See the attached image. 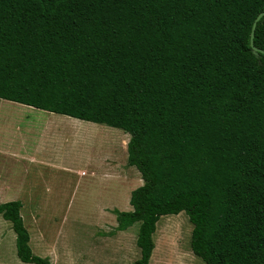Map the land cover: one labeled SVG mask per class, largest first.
Masks as SVG:
<instances>
[{"label": "trees", "instance_id": "1", "mask_svg": "<svg viewBox=\"0 0 264 264\" xmlns=\"http://www.w3.org/2000/svg\"><path fill=\"white\" fill-rule=\"evenodd\" d=\"M264 0H0V98L119 128L143 183L117 230L137 223L149 264L160 216L185 212L204 264H264ZM264 50V15L253 37ZM20 200L0 203L23 263L35 253Z\"/></svg>", "mask_w": 264, "mask_h": 264}, {"label": "rangeland", "instance_id": "2", "mask_svg": "<svg viewBox=\"0 0 264 264\" xmlns=\"http://www.w3.org/2000/svg\"><path fill=\"white\" fill-rule=\"evenodd\" d=\"M0 106L3 112L0 121L8 126L7 133L0 132L11 136L12 142L22 143L24 135L31 137L25 133V126L32 123L36 127V121L27 115L35 114V109L3 99ZM43 114L49 113L44 111ZM89 126L108 133H103L101 138L95 132L82 133L81 129ZM74 131V140L78 141L74 147L70 144L67 150L64 144H57L61 164H66L64 157L70 155L68 162L74 169L68 172L53 171L41 165L38 159L32 161L27 157L51 150L55 140L65 137V130L57 131L51 144H44L48 139L43 136L38 141L32 140L34 144H0L8 148L0 155V203L21 201L30 248L33 253L48 257L51 264H131L140 256L136 244L138 224L117 230L113 212L114 209L131 210L130 193L143 183L136 168L127 165L129 134L100 123L87 126L79 123ZM13 135L18 138H12ZM83 137L84 145L80 142ZM85 155L90 162L84 164ZM79 161L80 166L74 165ZM191 229L192 223L185 212L160 216L153 234L154 249L149 264H204L190 248ZM0 264H32L23 263L17 257L15 233L10 222L1 215Z\"/></svg>", "mask_w": 264, "mask_h": 264}, {"label": "crops", "instance_id": "3", "mask_svg": "<svg viewBox=\"0 0 264 264\" xmlns=\"http://www.w3.org/2000/svg\"><path fill=\"white\" fill-rule=\"evenodd\" d=\"M2 99V98H0ZM6 100V99H3ZM9 101V100H8ZM16 103V102H15ZM30 107V106H28ZM1 108V106H0ZM33 108V107H31ZM35 109V110H33ZM30 110H33L35 114H27L28 116H31L32 121L35 122L36 121V127L32 126V123H30V126L27 125L25 126V133H29V135H31V137H27L24 135V141L22 140L20 142H12L11 139H9L11 136H6L5 133H1L0 132V144H34V141H38V138L43 136L44 139H48L47 142H44V144H51L52 143V138L54 136H56V132L59 130H65V137L60 140H55L56 142H54L55 144V149L54 148V144L52 146L51 144V150H47V152H45L44 154H41L39 151L40 155H33V154H29L27 157L31 158L32 161H35V159L39 160V163H42L41 165L46 166L48 169H52L53 171L59 172V171H64V172H68L71 171L72 169H74L73 165L70 164V162H68V159L70 158L69 153L66 154V156L64 157V159L67 160L66 164H61L60 160H61V156L60 154L58 155L57 150L60 147L57 144H64V147L69 150L70 144L72 147H74L75 141V126L77 124H83L85 126L87 125H93V123H91L90 121L84 122L85 120H81V119H77L74 117H70L67 115H63V114H58V113H53L50 111H46V110H41V109H36L33 108ZM47 112L49 114L44 115L43 113ZM6 112V111H4ZM3 113L2 112V108L0 109V114ZM27 113V111H26ZM26 115L27 118H29ZM0 127H2L3 130L0 131H5L7 133V124L5 123V121H0ZM81 131H83L82 133L85 132H95L96 134L99 135V137L101 138V136L103 135V133H108V132H103L104 130L102 128H98L95 126H89L87 128L84 127V129L82 128ZM17 135H20L18 132H16ZM36 136V139H35ZM12 138H18V136H12ZM42 138V137H41ZM51 139V140H49ZM84 139L85 137H83V140H81L80 142L82 143V145H84ZM129 139V138H128ZM29 140V141H28ZM32 140H34L32 142ZM86 140V139H85ZM54 141V140H53ZM94 141V140H93ZM31 142V143H30ZM106 143L109 144V141L106 140ZM38 143V142H37ZM36 143V144H37ZM94 143V142H93ZM107 144V145H108ZM40 145V144H38ZM43 145V144H42ZM97 145V144H96ZM59 146V147H58ZM39 147V146H38ZM87 149L89 147H86ZM39 149V148H38ZM8 150V148H2L0 147V155L3 154L4 152H6ZM86 157H84V164L87 163L88 161L90 162V159H88L87 155H85ZM105 156V155H104ZM60 158V160H59ZM72 158H74V156H72ZM63 159V158H62ZM105 159V158H104ZM106 160V159H105ZM80 161L78 163H75L74 165H81L79 164ZM104 172V171H103ZM81 174H84L83 171H81ZM91 174L95 175L96 173H94L93 171H91ZM90 174V175H91ZM102 174V173H101ZM130 210V209H129ZM129 210H124V211H129Z\"/></svg>", "mask_w": 264, "mask_h": 264}, {"label": "water", "instance_id": "4", "mask_svg": "<svg viewBox=\"0 0 264 264\" xmlns=\"http://www.w3.org/2000/svg\"><path fill=\"white\" fill-rule=\"evenodd\" d=\"M264 15V10L261 11L256 18L254 19L253 23H252V27H251V32H250V46L253 50L254 53H263L264 54V50L257 48L254 43H253V37H254V31H255V27L256 24L258 22V20Z\"/></svg>", "mask_w": 264, "mask_h": 264}]
</instances>
